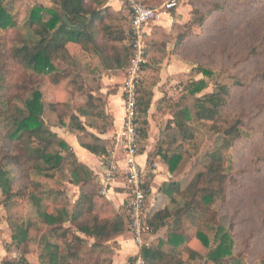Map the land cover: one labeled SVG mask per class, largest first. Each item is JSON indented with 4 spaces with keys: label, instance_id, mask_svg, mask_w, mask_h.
<instances>
[{
    "label": "trees",
    "instance_id": "1",
    "mask_svg": "<svg viewBox=\"0 0 264 264\" xmlns=\"http://www.w3.org/2000/svg\"><path fill=\"white\" fill-rule=\"evenodd\" d=\"M18 1L0 0V194L6 204L27 199L35 210L36 220H10L12 245L20 249L29 246L31 232L45 226L49 235L41 240L42 264H113L109 242L132 231L128 211L116 212L102 194L100 178L79 161L69 143L52 126L67 130L82 148L105 163L109 149L116 144L113 139L102 138L114 127V118L106 112V100L113 94L104 98L87 88L82 58L89 59L87 70L93 76L104 70L123 72L125 76L133 57L131 12L126 7L123 12V9L116 11L109 0H49L50 6L32 7L21 23L18 21L21 12L14 13L13 9ZM140 1L146 7L156 8L148 1ZM62 15L73 24H82L84 30H69ZM11 30L12 41L7 38ZM151 33L137 84L140 153L148 145L149 112L154 100V91L142 77L153 67L147 62L152 51ZM186 38V34L180 35L176 45L181 46ZM74 49L78 52L73 53ZM94 59H98L99 66H91ZM18 72L23 73L27 83H11V75ZM191 74L204 78L186 87L181 102L193 99L192 104L179 102L167 106L174 114L148 158V165L154 164L152 159L160 158L173 178L160 187L156 203L146 210L144 237L157 236L164 229L168 237L153 239L148 247L142 248L141 255L145 264H245L242 256L234 254L232 230L220 221L216 210L217 204L226 201L231 169L226 165L232 164L231 148L244 134L241 121L225 114L234 88H241L243 82L234 76L232 81H217L212 92L202 94L209 87L205 79L215 78L217 73L198 66ZM44 80L55 88L63 84L74 87L84 97L83 103L71 105L57 100L47 103L39 88ZM157 107L164 109L162 99ZM50 115L55 116V125L46 120ZM193 124H210L211 131L221 135L222 143L205 155L204 170L183 188L176 176L187 153L186 146L196 138ZM58 174L62 177L58 189L43 183L56 180ZM19 177L26 182L14 191ZM67 184L80 190L73 206L67 199ZM145 188L149 196V181L145 182ZM100 199H104L105 206L109 205L111 214L107 218L97 212ZM50 202L65 203L50 211ZM190 229L195 230L194 238L206 254L190 245L192 237L187 233ZM134 263L135 259H130L129 264ZM0 264L31 263L25 257L3 263L0 257Z\"/></svg>",
    "mask_w": 264,
    "mask_h": 264
},
{
    "label": "rangeland",
    "instance_id": "2",
    "mask_svg": "<svg viewBox=\"0 0 264 264\" xmlns=\"http://www.w3.org/2000/svg\"><path fill=\"white\" fill-rule=\"evenodd\" d=\"M146 1L156 8H162L168 0ZM37 5L50 6V3L49 0H19L14 3V13L21 12L18 21L25 22L30 9ZM121 10L125 11L124 7ZM149 29L152 30L149 44L152 51L147 62L153 67L142 77L146 79L148 88L157 90L155 100L160 97L158 101L162 99L164 106V109L159 110L157 101L151 112L153 115L151 116L149 112V122L153 121L151 132L149 130L150 135L157 134L152 145L154 151L158 140L161 139L160 132L165 129L174 114L167 106L181 102L182 96H186V87L191 82L204 79L203 76H193L191 74L193 68L205 66L217 73V77L205 79L209 87L202 94L212 92L217 81L224 82L225 79L232 81L231 78L234 76H238L243 82L241 88H234L225 114L230 119L241 121L240 127L244 134L231 148L232 164L226 165L231 168L226 184V201L217 204L216 210L220 221L232 230L234 254L242 256L245 264H260L264 260V0H180L177 10L163 15L160 20L149 26ZM183 34H186L187 38L178 47L176 45L178 37ZM7 38L12 41V30L7 32ZM72 52L78 50L74 49ZM82 62L85 68L81 69L85 84L96 96L106 98L107 94L120 92L125 79L123 72L111 73L104 70L98 76H93L87 70L89 59L82 58ZM63 64L67 67L66 63ZM92 65L99 66L98 59H94ZM164 70H167L168 75ZM220 77L221 79H218ZM10 78L11 83L25 84L28 81L22 72L13 74ZM39 88L44 93L47 103L57 100L73 105L82 104L84 101L80 92L74 87L68 88L66 84L55 88L49 84V80H44ZM192 101L193 99L185 100L181 104L191 105ZM46 120L53 125L57 122L52 115ZM193 127L196 130V138L193 144L186 146L187 153L176 176L182 181L183 188L188 180H192L198 172L204 170L205 155L222 143L221 135L211 131L210 124H193ZM52 130L63 138H71L64 128L52 126ZM152 160L156 162V159ZM155 170L153 164L148 165L144 175L145 182L154 178ZM66 174H69L68 170ZM61 178L58 174L56 180H46L43 183L47 187L58 189ZM121 180L123 179H118ZM25 182L19 177L14 191L21 188ZM66 190L67 199L73 206L80 196V190L70 184L66 185ZM101 190L107 199L103 188ZM63 203L65 202L61 204L50 202V211L56 206L62 207ZM104 204V199H100L97 212L102 218H107L111 212L108 209L109 205ZM111 204L114 207L112 202ZM167 204L168 202L164 203ZM150 207L151 204L148 202L147 208ZM127 209V199L124 207L118 210L115 208L116 212ZM23 219L36 220L35 210L27 199L14 200L6 204L4 196L0 194L1 262L25 257L31 264H42L41 240L49 235V229L45 226L31 232L29 246L20 249L12 245L13 227L10 220ZM187 233L192 237L190 245L194 249L202 250L201 243L194 238L195 230H187ZM160 237L167 239V229L155 237H147L146 240L150 242ZM202 252L207 253L204 250Z\"/></svg>",
    "mask_w": 264,
    "mask_h": 264
},
{
    "label": "built area",
    "instance_id": "3",
    "mask_svg": "<svg viewBox=\"0 0 264 264\" xmlns=\"http://www.w3.org/2000/svg\"><path fill=\"white\" fill-rule=\"evenodd\" d=\"M131 12V47L133 57L121 87L124 119L120 133L116 136L115 146L109 151L101 174L103 193L107 194L119 178L127 189L128 214L131 219V234L140 249L134 264H145L141 250L149 246L144 237L148 194L145 188L144 168L139 162V138L136 124L137 84L142 67L146 62L147 39L150 24L160 20L163 15L177 10L180 0H168L162 8H149L140 0H117ZM123 164L124 167L120 164Z\"/></svg>",
    "mask_w": 264,
    "mask_h": 264
},
{
    "label": "crops",
    "instance_id": "4",
    "mask_svg": "<svg viewBox=\"0 0 264 264\" xmlns=\"http://www.w3.org/2000/svg\"><path fill=\"white\" fill-rule=\"evenodd\" d=\"M109 5L114 7L116 11H120L121 8L123 7L121 3H119L117 0H111V3ZM167 70L164 71L168 75ZM156 92L157 90L154 91L155 97H156ZM155 97H154V104L151 106L150 109V115L151 112L153 111L155 103L158 101V99H160L159 97L156 98L155 100ZM107 102H108L107 111L114 118V127L112 131H110L106 135H103L102 138L105 140L113 139L114 141L116 136L121 131V128L123 126V119H124L121 89L119 93L110 95ZM149 123H150V132H151V129L153 127V121L150 120ZM150 132L148 136L149 145L146 147L143 153H140V157H139V162L145 170L144 175L146 170L148 169L149 155L152 152H154V148L152 145L155 142V138L157 135L156 133H154L153 136H151ZM67 134L71 138L69 139L65 137L66 139L65 138L64 139L72 147L79 161L84 165L88 166L94 172V176L100 178L101 174L104 171V163L102 162V160H100L95 155L91 154L90 152L82 148L77 138L74 135H71L69 133ZM112 148H110L109 151ZM120 164L122 167H124L121 161ZM153 166L154 168H156V170L154 171L155 176L152 180L151 179L146 180V182L149 181V189L151 190V194L148 196V202L151 204V206L154 205L153 201H155L156 197L158 196L160 187L164 183L169 182L170 179L173 178V176L170 174L168 170V167L160 160V158L156 159V162L153 164ZM106 196L107 199L114 204V207L117 210L124 207V204L126 203V199H127V189L125 188L123 180L116 182ZM151 237H155V236H151ZM151 241H153V239ZM109 245L111 246V249L113 251V255H112L113 264H129L130 259L136 260L137 256L140 254V249L135 244L131 232H126L124 234L117 236L115 239L109 242Z\"/></svg>",
    "mask_w": 264,
    "mask_h": 264
},
{
    "label": "water",
    "instance_id": "5",
    "mask_svg": "<svg viewBox=\"0 0 264 264\" xmlns=\"http://www.w3.org/2000/svg\"><path fill=\"white\" fill-rule=\"evenodd\" d=\"M62 20L66 24L67 28L71 31L80 32L84 30V26L82 24H73L66 16L62 15Z\"/></svg>",
    "mask_w": 264,
    "mask_h": 264
}]
</instances>
